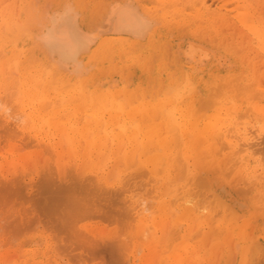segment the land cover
I'll return each instance as SVG.
<instances>
[{
    "label": "bare ground",
    "instance_id": "1",
    "mask_svg": "<svg viewBox=\"0 0 264 264\" xmlns=\"http://www.w3.org/2000/svg\"><path fill=\"white\" fill-rule=\"evenodd\" d=\"M154 2L155 6L150 7L137 1L115 0L103 19L98 23L93 20L95 24L92 25L77 21L73 6L63 2L66 6L50 13L48 23H44L38 33L32 30V18L37 15L34 4H21L25 18L20 21L17 17L19 9L16 11L12 4L4 5V0L0 2V74L5 76L7 71L9 77H14L13 86L7 85L5 77L0 81V132L7 141L4 151L0 147V199L18 191L22 193L17 186L23 182L27 188L36 168L45 170L54 165L58 178L62 180L65 166L75 164L79 168L76 179L72 175L69 183L60 184L62 186L56 192L62 195H46L47 204H50L47 208L52 209V214L57 213L56 225L69 229L67 232H71L70 235L79 240L85 250H93L98 245L94 236L99 235V241L105 236L117 238L120 243L110 240L113 242H109L110 247L127 250L129 256L138 258L137 264H154L157 255H165L171 264H184L196 250V244L188 240L189 236L202 234L204 227L216 226L211 229L215 238L225 233L228 242L231 237L238 240L239 247L234 250L236 264H262L264 247L260 250L261 244L256 236L260 237L264 232L256 224L251 225V220L234 210L232 204L214 191L210 179L202 176L204 172L201 175L198 172L197 160L187 161L194 151L206 148L211 161L220 154L229 156L228 159L231 157L232 169L226 171L240 174L236 175L237 179L249 173L255 183L264 184V170L258 171L260 162H255L250 150L264 139L261 136L264 132V0ZM155 11L162 13L164 31L161 32L167 34L159 33L157 28L151 31ZM170 19H174L175 24ZM197 22L201 25L195 27ZM182 27L194 32L197 42L175 50V57L179 59L177 63L182 62L176 69L185 70L188 85L204 90L206 83L212 84L210 95L199 98L203 104L200 109L204 112L197 117L193 115L195 107L186 96L182 97L186 94L178 88L179 78L174 81L175 86L163 82L169 73L166 69H159L163 65L152 66L155 56L147 53L156 47L164 48L168 41L174 42ZM106 31L110 34L104 35ZM101 33L98 43L113 47L121 61L126 62L124 68L129 72L128 77L143 82L139 87H145L152 102L144 99L147 94H138L125 84L112 88L109 87L114 84L111 80L108 86H95L96 81L91 76H78L86 69H81L85 52ZM207 33H213L210 43L204 38L200 40L201 35ZM142 37L145 39L141 40ZM136 49L140 52L134 51ZM210 53L212 59L208 61ZM222 57L228 58L230 63L223 64ZM65 70L75 75H66ZM132 86L138 85L133 83ZM158 94L164 106L169 102L168 107L158 105L154 98ZM217 104L219 106L214 107ZM236 114L244 117L240 126L233 120L238 116ZM157 119L166 123L167 135H163L165 130L159 129ZM18 140L27 142L22 145ZM24 147L29 149L23 151ZM174 157L176 162L177 159L180 161L177 163L178 176L171 174ZM11 170L16 171L12 173ZM142 175L147 176L148 186L143 183L144 187H140L144 181L141 180L132 187ZM135 177L139 179L134 182ZM52 179L51 176L47 178L42 189L45 187L50 192L49 188L54 184ZM240 191L243 190L240 188ZM81 192L87 196H78ZM147 194L154 201L149 202ZM259 201H252L253 206L264 207V198ZM87 212L96 213L98 217L105 215L110 220L120 217L126 235L115 233L114 229L105 233L100 225L93 226L89 222V225L81 223L78 228L77 220ZM251 226L256 227V233ZM118 235L124 238L120 240ZM173 243L175 248L167 253V247ZM206 244L202 243L201 248L206 249ZM51 246L48 241L46 249ZM49 251H45L43 257L48 253L55 255ZM32 254L35 259L37 253ZM6 259L1 253L0 264L11 262ZM49 259L44 261L41 258L38 262L49 264Z\"/></svg>",
    "mask_w": 264,
    "mask_h": 264
},
{
    "label": "rangeland",
    "instance_id": "2",
    "mask_svg": "<svg viewBox=\"0 0 264 264\" xmlns=\"http://www.w3.org/2000/svg\"><path fill=\"white\" fill-rule=\"evenodd\" d=\"M1 1H3V0H0V2ZM114 1L115 0H91V1L90 0H64V1L63 0H33V1L32 0L31 1L30 0H18V1L4 0V5L12 4L13 8H15L16 11L19 9L17 11L18 12L17 17L20 21H23L25 18V13H22V11L20 9L21 4L22 3H26L27 5H29V4L33 5L34 4L33 8L36 10L37 15H36V17L34 15L33 16L34 18L31 17L32 18V26H33L32 30L34 33H36V32L38 33L43 28V26L48 23L49 16L54 12V10L63 9L62 8V6L64 5L63 2L73 6L72 10H75L74 11L75 14L77 13L75 15L77 21H79L81 23L83 22L84 24L92 25V24L100 22L101 18L103 19L106 10L108 9V7H110V4L113 3ZM118 1L121 2L123 0H118ZM131 1H132V3L137 1L140 4L142 3V4L150 6V7L152 5H154V3H155L154 2L155 0H153V2H151V0H148V2H147V0H131ZM65 6H66V4L64 5V7ZM212 7L214 8V5H212ZM33 8H32V10H34ZM155 13H156V16H153L155 21H154L153 26L151 27V31L153 29L157 28L158 30H160L159 33H162L161 31H164L163 30L164 29V27H163L164 21L163 20L161 21V19H162L161 14L162 13L160 14L157 11H155ZM37 19H39V20H37ZM93 20L95 21V23ZM171 20L175 24V20L170 19L169 21H171ZM199 25H201L200 22L194 23L195 27L199 26ZM174 27H176V25H174ZM107 32L108 31L104 32V35L110 34V32H108V33ZM179 32L180 33L178 35H176V37L174 38V42L168 41V42H166L164 48L160 49L158 47V49H157V47H156L153 50V52L151 50L150 52L147 51V53L152 54L153 57L155 56L154 57L155 60H154V63L152 66H158L159 67L160 65H163L162 67H159V69H166L167 74L169 73L168 74L169 77H167L166 80H163V82H166V83L171 82V85L175 86L174 81L177 78H179L178 83L180 84V86L178 88L183 90L184 93L186 94V95H183L182 97L186 96V98L189 99L192 107L193 108L195 107V110H196L195 112H193V115L197 117L204 112L202 109H200L203 106V104L199 100V98L203 97V96L210 95V90L212 89V84H211V82L210 83L208 82L204 85V90L203 89L200 90V88L196 85H192V84L188 85V79H186V77H185V70L184 69H183V71L176 69V67L178 65H180L182 62L177 63L179 61V59L175 57V54H174L175 50H177V49L179 50L182 47L183 48L187 47V44L190 42H197V40H195L197 38L196 35H194L195 33L189 32V28H185V27H182L181 29L179 28ZM165 33L166 32H164L162 34L164 35ZM170 33H171V31H170ZM102 34L103 33L100 34L97 41L91 46V48L85 52L83 63L81 65V69H83L85 67H86V69H85V71L82 70V72L79 73L78 76H81V75L91 76L93 78V80L96 81L95 86H101V87L108 86L110 84L109 82L111 80H113L111 83H114V84H112V85L110 84L109 87H112V88H118V86L125 84V85H127L126 88H128V89L132 88L134 90V92H136L138 94H140V93L145 94V95L147 94L148 96L145 97L144 99L152 102L151 95H149V93L147 92L145 87L144 88L139 87V85H142L143 82H139V80L137 78L134 79L135 77H131V78L128 77L129 72L127 71L126 68H124L125 67L124 64L126 62L123 63V61H121L122 58L117 54V52L113 49V47L112 48L107 47L106 45L98 43L99 40L102 38ZM187 35H190V36H187ZM234 35L236 36V34H234ZM234 35H232V38H235ZM201 36L202 37L200 40H202V38H204V40L207 43H210V39L214 38L213 33H209V35H208V33L206 35L202 34ZM210 37H212V38H210ZM159 38H160L159 42H161V37H159ZM140 39L144 40L145 37H142ZM189 40H191V41H189ZM172 42H173V44H172ZM154 43L156 45V42H154ZM134 51L140 52L139 49H136ZM160 56H161V58H160ZM210 56L211 57L208 59V61L212 59L211 53H210ZM221 60L223 61V64H229L230 63V60L226 57H222ZM121 63H123V65ZM159 69L157 71L158 74H159ZM65 71H66V75H69V76L75 75V73L67 72V70H65ZM139 72L140 71H137L136 74H139ZM6 74L8 75V77ZM6 74H5V76H3V74H0V81H2V79L5 77V81H6L7 85L13 86L14 85V77H9L10 74L7 71H6ZM152 76H155V75H152ZM105 78H107V79H105ZM121 78L123 79L122 83H121ZM182 78H184V81H182ZM205 82L206 81L204 80V83ZM133 83H136L138 86H132ZM154 98H155V101L159 102L158 105L161 104L160 106L162 108L169 106V102L165 103L166 106H164L162 104V98H161L160 94L156 95V97H154ZM132 100H133V98L130 99L131 102H132ZM125 101H127V100H125ZM224 104L226 106V102H224ZM218 106L219 105L217 104L214 107H218ZM182 107H184V105H182ZM244 109H245V106L243 107V110L241 112H243ZM175 112H176L175 116H177L178 112L177 111H175ZM236 115H238V116L236 118H234L233 120L235 122L237 121L238 126H240L241 120H243L244 117L239 116V114H236ZM157 124H158L159 129L165 130V132L162 130L164 132L163 135H167L168 132L166 131V129H167L166 123L161 121L160 119H157ZM261 136L264 137V132L261 133ZM262 140H264V139H262ZM262 140H261V143L259 142L258 144H255L254 148L250 149V150H252L251 153H252V157L254 158L255 162H260V165L258 166V168H259L258 171L264 170V141H262ZM19 141L20 140H18V142ZM25 141L24 142L22 141L23 143L19 142V144L21 143L22 145H25L24 144ZM18 142H17V145H18ZM6 144H7V141H5L2 133L0 132V147L3 149V151L7 148ZM25 149H29V148L24 147L23 151ZM203 149L204 150H202V148H200L199 151L198 150L194 151V154H192L191 157L188 158L189 161H187V162L192 163L193 161L195 162V160H197L199 163V165H197V167H196L198 169V172L200 173V175L202 172H204V173H202L203 174L202 176L210 179V182L214 185V188H215L214 191L217 192V194L221 195L223 197V199H225L227 202L232 204L234 210H236L237 212L242 214V216H245L249 220H251V225L256 224L257 226H259L261 228L262 232H264V210H262V208H264V207L259 208L258 206H255V205L253 206V203H252V201H255V202L259 201V200L261 201V199L264 198V184L260 185V184L255 183L253 181V179L248 175L249 173H245L244 176L237 179V176L240 174H237L233 170L231 173H228L226 171V169H228V170L232 169L233 163L231 165V161L233 159H231V157H230V159H228L229 156L226 157L225 155L220 154V155H216L217 157H215V158H211L212 159V161H211V160H209V156H208L209 152L206 150V148H203ZM224 150L227 151V149H224ZM0 151H1V149H0ZM199 155L200 156L202 155V156L199 157ZM179 156L181 157V155H179ZM185 156H186V154H185ZM200 158H202V159H200ZM175 160L176 159L174 157V161ZM177 161L178 162L175 161V163H173V169H171V174L173 173L172 176L178 174V173H176V171L178 172V170H179L177 163H179L180 161L178 159H177ZM68 165L69 166L71 165V166L69 167ZM68 165L65 166V168L66 167L67 168L64 169L65 170V173H63L64 179H62V180L58 178V174H56V169H55L54 165L50 166L51 169L49 168V169L44 170V169L38 168V170H37V168H36L37 172H35V169L32 171V174H31L32 183L27 188L24 186L23 182L21 184L19 183L20 185L17 186V187L21 188V190L23 191L22 193H19L21 191H18L19 195H18V193L17 194L14 193V194H10L11 196L9 195L6 198L0 199V254L1 253L4 254L5 259L7 258L13 264H39L38 261L41 258H43L44 261L47 260L48 258H50L49 264H51V263L52 264H55V263L56 264H60V263L61 264H63V263L64 264H130L131 260L134 261V262L132 261L133 264H137V262H139L138 258L134 259L132 256H129V254H128L129 252L127 250H125V249L122 250L121 248L120 249H118V248L113 249L112 247H110V244L112 242L110 240H113L114 242L118 243L119 240L117 238L109 239L110 237L105 236L108 239L107 242H106V239H104L105 237L103 238V240H105V241H103L102 237H101V240H100L101 242H100L99 241L100 236L99 235L96 237L94 236V238H96L99 242L97 240H96L97 241L96 242L94 240V238L93 239L91 238V239L94 242L98 243L99 246L98 245L95 246V248L93 250H91L90 248H88V250H85L80 245L81 244L80 241L79 240L77 241L75 239V237H72L70 235L71 232H70V234L68 233L70 231L69 229L64 228L63 226L58 225V224L56 225L57 221H56V215L55 214H57V213L52 214V212H53V211H51L52 209L49 207L47 208V205H48L47 201L48 200L46 197L49 196L50 194L54 195L55 197L62 195V193H57L56 189L58 190V187L62 186L60 184L64 185V183L65 184L69 183L71 181L72 175H73V177H75V175H77V169H79V168L76 167L75 164L74 165L68 164ZM70 168H72L74 170L72 171V169L70 170ZM17 169H19V168H17ZM16 170H11V171H12V173H14V171H16ZM43 170L47 171V173L44 174ZM200 170H202V171H200ZM218 170H220V171H218ZM221 170H222V173H221ZM50 171H52V174L49 173ZM70 171L73 173H71ZM33 173H35V174H33ZM37 176H38V178H37ZM43 176H44V178H43ZM50 176H51V179L53 178L51 180V182L54 184L49 189L51 191H52V189H54L53 193H51V191L49 192L48 190H46L45 187L43 188L45 190L42 189V187L44 186L43 182H45L46 179L49 178ZM247 176H249L250 179ZM77 177L79 179V176H77ZM60 178H62V177H60ZM146 178H147L146 175L140 176V180H138L139 177H135V179H133L134 182L136 181V179L138 180V182L135 183L136 185L133 184L132 187L133 186L135 187V186H137V184H140L139 181H141V180L142 181L144 180V181L141 183L142 185L140 184L139 186L144 187L143 183H146L145 187H147L149 184V183L147 184V182L149 180ZM54 179H56V180H54ZM75 179H76V177H75ZM213 179H215V180L213 181ZM221 179H222V181H221ZM79 180H81V179H79ZM231 181H232V183H231ZM239 181H241V182H239ZM244 181H246V182H244ZM153 182H154V180H153ZM236 183H238V184H236ZM55 185L57 186V188ZM130 185H131V182H130ZM240 185H241V187H239ZM235 186H236V188H235ZM246 187H247V189H246ZM24 188H25V190H23ZM240 188H241V190H243L246 193V196H242V195H244V192L243 191L241 192ZM248 188H249V190H248ZM221 189H223V192ZM232 189H234V192ZM250 189H253V190L251 191ZM27 190L32 191V193L27 191ZM218 190H220V191H218ZM136 192H134V193H136ZM238 192L242 195H239ZM89 194H91V193H89ZM21 195L23 197H21ZM79 195L82 197L87 196L85 193H82V192L80 194H78V196ZM92 195L98 196L94 193H92ZM143 195L145 196L146 194H143ZM227 197H229V198H227ZM146 198L149 202L154 201V198H152L151 195H149V194H147ZM255 198H257L258 200ZM239 201H240V203H238ZM48 206H50V204ZM99 206H101V205H99ZM60 207H61V205H60ZM38 208L40 211L38 210ZM41 209L42 210L45 209L46 212L41 211ZM49 212H51V213H49ZM43 213H45V214H43ZM46 213H47V215H46ZM41 216H43L42 219H41ZM79 219H80V221H78ZM79 219L77 220L78 228L80 227L79 225L81 223H82L81 225H84V224L86 225V223L89 222L93 226H95V224L100 225L104 229L105 233H110L112 231V229H114L115 233L118 232V233H123L126 235V233L124 232L125 228L123 227V226H125V224H124V222L122 223V220L120 217L118 219L111 218V220H110L105 215H102V216L100 215L98 217V214H96V213L92 214V213L87 212V213H84L83 215H80ZM58 222H61V220L60 221L58 220ZM89 223H88V225H89ZM50 225L52 227H50ZM22 227L24 229H21ZM215 227H213V228H215ZM251 227L254 230V233H256L257 232V230L255 229L256 227H254V226H251ZM204 228H205L204 230L206 232H209V231H211V232L205 234L206 232L204 231L202 234L201 233L199 235L197 234V236H194V237L189 236L190 239H188V240H191L196 244V250L194 251L193 256L188 261H186V263H184V264H229V262H231V264H236L235 263L236 255L235 254H236V251L239 247L238 240L236 239V237H233V239H232V237L229 238V242H228V239H227L228 237L226 236L225 233H223L224 234V236H223L220 234V232H217L218 234H220L217 236H220V237L215 238V236L213 234L214 232H212L213 228H210V229L207 227H204ZM206 229H208V230H206ZM18 230L22 234L20 232H16ZM17 233H19V235ZM125 235L121 234V236H125ZM203 235H205L206 237H203ZM47 236H50V237H47ZM69 236H71L73 238V240ZM121 236L118 237L120 240L122 238H124ZM254 236H256V234ZM125 238L127 239V236ZM115 239H116V241H115ZM178 239H180V238H177V240ZM181 239H183V237ZM47 240L49 242H51V245H52L51 249L50 248L46 249V245L48 244ZM117 240H118V242H117ZM256 240L261 244V246L259 245L260 250H261V248L264 247V235H260V237L256 236ZM27 241H29V244ZM35 241L41 242V244L36 243ZM71 241H72V244H71ZM226 241H227V243H226ZM22 242H24V243H22ZM104 242H106V243H104ZM109 242H110V244H109ZM69 243L72 246H70ZM99 243H101V244H99ZM102 243H103V245H102ZM202 243H205V244L207 243L206 249L201 248L200 245ZM234 243H236L235 244L236 246L234 245ZM68 245L71 247V249H70V247L69 248L66 247ZM214 246H216V247H214ZM231 246H232V248H231ZM234 246H235V248H234ZM221 247H222V249H221ZM236 247H237V249H236ZM109 248H112V249L109 250ZM174 248H175V246L173 243L170 247H167V249H168L167 253H170ZM32 249H34V250L32 251ZM67 249H69V250H67ZM95 249H97V250H95ZM215 249L216 250L218 249V250L216 251ZM47 250H50L49 251L50 253H52V252L55 253L56 256L55 255L50 256L48 253L47 256L43 257V253ZM219 250H222V251H219ZM225 250H226V252H225ZM234 250H236V251H234ZM33 252L37 253L35 259L33 258V254H32ZM138 252L141 254V251H138ZM262 252H264V250H262ZM232 253H233V256H231ZM259 253L262 254L261 251ZM115 255H117V256H115ZM124 255H125V257H124ZM139 255H137V256H139ZM219 255H221V256H219ZM159 256L160 255L156 256L157 262L155 261L156 263H154V264H158L159 262H160L159 264H171L169 258H167L165 255H161V257H159ZM163 256H164V259H162ZM262 256H264V254H262ZM209 257H211L210 260H208ZM17 258H18V260H17ZM230 258L232 259L231 261H230ZM262 258H264V257H262ZM24 260H27V262H25ZM56 260H57V262H55ZM207 260H208V262H207ZM2 261H3V259H2ZM62 261H64V262H62ZM233 261H234V263H233ZM11 262L8 261L9 264H12ZM6 264H7V262H6ZM262 264H264V263H262Z\"/></svg>",
    "mask_w": 264,
    "mask_h": 264
}]
</instances>
